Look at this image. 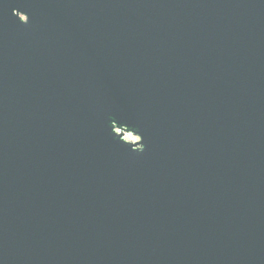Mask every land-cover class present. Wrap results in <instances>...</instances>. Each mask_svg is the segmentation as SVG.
Listing matches in <instances>:
<instances>
[{
  "label": "water",
  "instance_id": "water-1",
  "mask_svg": "<svg viewBox=\"0 0 264 264\" xmlns=\"http://www.w3.org/2000/svg\"><path fill=\"white\" fill-rule=\"evenodd\" d=\"M0 264H264V0H0Z\"/></svg>",
  "mask_w": 264,
  "mask_h": 264
},
{
  "label": "rangeland",
  "instance_id": "rangeland-1",
  "mask_svg": "<svg viewBox=\"0 0 264 264\" xmlns=\"http://www.w3.org/2000/svg\"><path fill=\"white\" fill-rule=\"evenodd\" d=\"M124 138L128 141H137L138 138L135 136H132L131 134H124Z\"/></svg>",
  "mask_w": 264,
  "mask_h": 264
}]
</instances>
